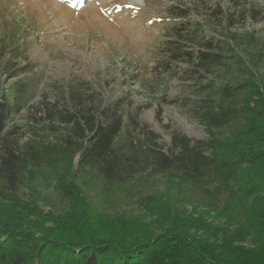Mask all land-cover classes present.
Instances as JSON below:
<instances>
[{"label": "trees", "instance_id": "1", "mask_svg": "<svg viewBox=\"0 0 264 264\" xmlns=\"http://www.w3.org/2000/svg\"><path fill=\"white\" fill-rule=\"evenodd\" d=\"M169 14L153 78L173 76L181 64L188 78L199 77V95L186 104L206 139L174 131L164 151L148 131L147 145L117 146L122 102L101 104L76 85L39 108L49 133L76 147L79 168L102 183L124 182L141 167L168 176L153 218L114 221L112 231L47 220L20 194L27 156L18 127L7 123L31 102L34 86L24 78L6 86L17 74L11 63L0 67V264H264V41L254 55L245 50L247 62L235 35L204 39L190 9ZM243 34L253 46L254 36Z\"/></svg>", "mask_w": 264, "mask_h": 264}, {"label": "rangeland", "instance_id": "2", "mask_svg": "<svg viewBox=\"0 0 264 264\" xmlns=\"http://www.w3.org/2000/svg\"><path fill=\"white\" fill-rule=\"evenodd\" d=\"M172 7L190 9L204 39L235 35L239 45L234 46L247 62L245 50L254 55L264 41V0H0V67L11 63L17 74L6 86L22 78L34 86L31 102L7 123L18 127L27 156L20 194L47 220H63L71 229L81 223L99 233L112 231L114 221L153 218L158 196L168 188V176L149 167L113 184L79 168L80 151L55 140L38 119L44 104L58 103L70 86L101 104L122 102L117 146L141 140L147 145L148 131L164 151L174 131L208 137L186 104L199 95V77L188 78L181 64L173 76L153 78ZM245 32L254 36L253 46ZM168 195L174 200L176 191Z\"/></svg>", "mask_w": 264, "mask_h": 264}, {"label": "bare ground", "instance_id": "3", "mask_svg": "<svg viewBox=\"0 0 264 264\" xmlns=\"http://www.w3.org/2000/svg\"><path fill=\"white\" fill-rule=\"evenodd\" d=\"M51 3V2H50ZM55 3V2H54ZM56 4V3H55ZM53 8V7H52Z\"/></svg>", "mask_w": 264, "mask_h": 264}]
</instances>
